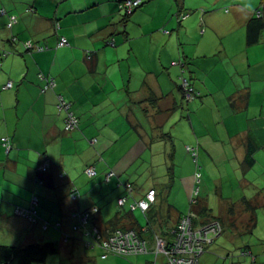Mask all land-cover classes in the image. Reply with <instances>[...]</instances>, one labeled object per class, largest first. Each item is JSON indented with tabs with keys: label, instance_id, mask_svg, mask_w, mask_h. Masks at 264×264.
Listing matches in <instances>:
<instances>
[{
	"label": "crops",
	"instance_id": "crops-1",
	"mask_svg": "<svg viewBox=\"0 0 264 264\" xmlns=\"http://www.w3.org/2000/svg\"><path fill=\"white\" fill-rule=\"evenodd\" d=\"M120 1L0 0V245L55 242L61 252L78 245L83 262H91L90 238L70 234L71 216L97 208L94 222L105 230L132 183L128 211L143 197L129 173L156 143L159 161H173L178 174L191 161L186 147H198L201 161L217 156L238 166L254 147L256 165L227 196L256 194L264 203V34L256 45L246 40L264 0H143L128 21ZM12 16L17 22L8 28ZM28 43L43 50H27ZM181 61L199 93L189 106L179 89ZM47 81L54 89L45 90ZM60 96L79 120L69 134ZM166 132L173 138L162 140ZM45 163L51 168L43 174ZM90 167L94 180L85 172ZM191 178L188 171L189 188ZM34 201L35 222L16 214L31 211ZM173 206L178 210L162 209L177 220L186 208L175 200ZM259 242L250 250L257 257L264 256Z\"/></svg>",
	"mask_w": 264,
	"mask_h": 264
},
{
	"label": "trees",
	"instance_id": "trees-1",
	"mask_svg": "<svg viewBox=\"0 0 264 264\" xmlns=\"http://www.w3.org/2000/svg\"><path fill=\"white\" fill-rule=\"evenodd\" d=\"M131 2L132 0H122L119 3V10L120 13L122 14V17L124 18L125 21H128L134 15L143 5L146 3L141 0V3L139 4L138 7L130 10L129 7H127V4ZM186 14L180 15L179 19L183 20L186 18ZM14 20V24L17 22L16 17H11L10 20ZM9 25V24H8ZM264 34V12L262 10H257L254 14V16L251 18L249 23L246 26V40L247 44L249 46L256 45L260 42L262 36ZM62 40V39H61ZM60 40V41H61ZM28 44H25L27 46ZM114 46V45H111ZM36 49H41L39 47H34ZM27 49V48H26ZM28 50V49H27ZM33 50V49H32ZM88 60H91V57L88 56ZM179 69H180V86L179 89L182 94V100L184 106H189L193 102H195L199 98V93L195 90L193 87V84L189 80L188 77H186V72L188 69L189 64L186 62H178L176 64ZM42 80H45L44 77H41ZM184 83L187 84V87L184 86ZM51 86L50 89H54L55 84L51 81H47L46 86ZM189 93H192L194 95V100L189 101L187 99V95ZM190 95V94H189ZM64 101V98L62 96L59 97V104H58V109L60 106V101ZM68 103V102H66ZM70 104V103H68ZM71 104H70V113H72L71 109ZM59 112H65L64 110H59ZM67 114V113H66ZM73 114V113H72ZM74 115V114H73ZM74 117L77 120V126L73 130L75 131L78 127L79 120L78 118L74 115ZM66 123H67V116L64 121V130L66 128ZM73 131H66V133H71ZM164 141H168V139L173 138L170 135V132H166L161 135L160 137ZM186 152L189 154L190 159L193 158L194 161V170L192 171V191H190L191 194L188 195V200H189V206L183 213H179L178 219L173 220L171 214L172 210L177 211L174 209V207H170L172 210L169 212H166L164 214L163 209L161 208V205L164 201L165 196L162 193H158V191L153 188L152 190L147 191L146 195H144L141 199L139 200H134L132 204L130 205V209L128 211L124 210V206L129 202L130 197L133 198L132 194L135 192L133 190V184L128 183L132 187V191L128 192L127 188L125 192L126 197H120V199H125L126 203L123 206H119V201L117 203V206L119 207V211L117 215L110 220L107 225L105 230L99 229L96 224H95V219L99 213L98 209L97 212L94 214L88 215V220L86 224H82L79 219L75 218L76 215H85V213H74L71 216V223L72 225L70 226V234L72 235H80V234H85L84 236L90 238L89 242H86L85 244H88V246H85V249H98L100 250V258L102 260H106L109 257H120L124 259H128L131 257H143V256H153V261L151 263L148 262V264H169L170 257H172V251L175 249L177 243H178V238L181 235V225L182 222L189 218L191 220V230L193 232H198L199 230L209 227L211 225H219V228L221 231L219 234L215 235L214 237L210 238L212 239V242L206 243L203 247V249L199 252L196 251L195 255V261L193 264H201V259L205 256V254L208 252V250L217 242L218 238L221 237V235L224 232V227L226 225L232 226L231 223H229V220L235 215L236 211L239 210L238 208L240 207L244 212L249 214L250 218L248 220L247 226H246V232L248 236H252L254 231L257 228V221H258V216H257V211L264 209V203L262 202L263 200H260V196L254 194L253 198H248V196H243L240 200V206H236L234 202L236 200H233L231 197L227 196L222 190L220 189V199L222 203V209L221 212L223 215H225L224 218H216L212 216V210L210 209V193L209 191L207 192V186H204L203 184V176L201 173V167H200V150L198 147H186ZM257 153V149L254 147H251L246 154L245 161H243L242 165L240 166V170L236 175V181H234V184H238V180L244 178L243 174L248 173V170H253L254 166L257 163V160L255 159V155ZM222 161V159H221ZM192 162V161H191ZM173 166V161L171 162V167H169V177L170 180L176 178L174 176V171L172 169ZM94 168V167H90ZM89 169V168H87ZM86 169V170H87ZM95 169V168H94ZM85 170V172H86ZM96 176L93 178H89L91 180H94L97 177V171L95 169ZM109 181V180H108ZM44 184V181H41ZM127 184V185H128ZM126 186V185H125ZM163 185L161 184V187ZM264 190V186L259 185L258 191ZM150 191H154L156 193V197L158 195V200L155 199V202L150 204L149 210L146 212L141 211L138 207V203L141 201H147V195ZM160 191V189H159ZM169 194L170 190L165 191V193ZM252 192H255L254 189H247L245 194H251ZM259 193V192H258ZM74 195H71L72 199ZM119 199V200H120ZM262 199V198H261ZM77 201V199L75 200ZM157 201V202H156ZM166 205V204H165ZM164 206V205H163ZM166 207H168L166 205ZM170 210V209H169ZM136 211H140L143 216L146 218L147 221V226L140 227L138 225V222L136 221L134 214ZM240 211V210H239ZM91 212V211H88ZM80 224V225H79ZM75 226H78V231H73V228ZM183 228V227H182ZM233 228V227H232ZM116 232H134L137 235L138 240L141 243H145L146 251L145 253L137 254V255H129V256H121V254L117 253H111L108 248L106 249L104 246V243L107 241L116 233ZM97 237H101L100 241H97ZM159 238H161L165 242V248H164V253H160L157 250V243L159 241ZM93 243L95 245H93ZM249 245H245L242 252L241 256L248 259L250 263L248 264H254L256 261L257 256L254 257L252 255V252L250 251L251 248L248 247ZM61 253V245L59 243L55 242H45V243H36V244H27V245H22V246H4L0 245V264H45L47 260L55 255H59ZM181 258V257H180ZM179 258V259H180Z\"/></svg>",
	"mask_w": 264,
	"mask_h": 264
},
{
	"label": "rangeland",
	"instance_id": "rangeland-1",
	"mask_svg": "<svg viewBox=\"0 0 264 264\" xmlns=\"http://www.w3.org/2000/svg\"><path fill=\"white\" fill-rule=\"evenodd\" d=\"M152 136H158V133H152ZM153 147L154 148L152 150L147 149L148 151L145 154L146 156L144 159H148V161H138L136 165L132 167L129 173L130 175L133 173L132 178L137 179V182L134 183L136 185L134 188L136 191L139 189L138 195H140V197L144 196L151 188H155L158 193L160 189V193L165 196L163 201L164 203L161 205V208L163 205L165 207L167 205L168 207L172 206L178 210L177 207L173 206L175 200L177 206L187 209L189 206V200L187 199L186 194L188 190L192 191L193 184L191 178V184L189 188L186 178L188 171L194 170L193 158L191 159L192 162L187 161L186 163H183L181 166H179L181 168L180 174L177 173V166L173 163L174 168L172 167V169L176 178L170 180L168 168L171 167V163L169 161H159V143L153 144ZM199 163L203 176V184L204 186H207V192L209 191L210 193L209 204L210 209L212 210V216L216 218H224L225 215H223L221 212L222 203L219 197L220 189L225 186L224 190L226 195L232 192L231 187L234 185V181L236 180V175L240 170V166H238L236 161H221V159L217 156L215 159L209 161H201L200 159ZM49 171L50 170H48V172ZM262 182L263 181H261L260 184L263 187L264 182ZM161 184L163 185L162 187ZM168 190H170V192L169 194L168 192L166 194L165 191ZM157 197L155 198L156 200H158ZM260 200L262 199L260 198ZM238 201L240 202L241 200L236 196V202L234 203L237 207L240 206ZM116 208L119 209L117 205ZM238 209L241 210L240 207ZM239 210H237L235 215L229 220V223H231L232 226L226 225L224 227L223 234L201 259V264L250 263L248 259L241 256V252L244 246L247 244L252 250L259 247L261 244L259 240H264V223L262 224L263 226H258L256 228V231H254L252 236H248L245 234V232L250 216L248 214L244 219V216L239 213ZM257 212V216H261L263 220L264 209H260ZM134 217L140 227L145 228L147 226L146 218L140 211H137V213L134 214ZM4 242V246L9 244L7 241ZM93 245L95 244L93 243ZM77 246L78 245H69L66 247V245H64L63 248L66 247L67 250L64 249L62 250L61 254L50 257L45 264H148V262L151 263L154 259L152 255H149L143 257H131L128 259L113 256L106 260H102L100 258V250L89 249L86 250V253L88 254L87 256H92L93 259L91 262L86 263L82 260L84 253L81 255L80 249L73 248ZM252 255L254 257L257 256L255 253H252ZM77 256H79L80 260L75 259ZM263 259L264 256L258 257L254 264H264V262L261 261Z\"/></svg>",
	"mask_w": 264,
	"mask_h": 264
},
{
	"label": "built area",
	"instance_id": "built-area-1",
	"mask_svg": "<svg viewBox=\"0 0 264 264\" xmlns=\"http://www.w3.org/2000/svg\"><path fill=\"white\" fill-rule=\"evenodd\" d=\"M141 3V0H132V3L129 2L127 4V7L130 8V10L136 8L139 6ZM14 20H10L8 28H11L14 25ZM67 45V41L65 39H62L60 41L59 46L63 47ZM28 50L34 49L32 47L31 43H28L26 46ZM38 51H41V49H37ZM184 86L187 87V84L184 83ZM12 88L11 84H8L5 89H10ZM51 86L45 87V90L50 89ZM190 94V95H189ZM187 95V99L189 101L194 100V95L192 93H189ZM59 110H64L67 113V123H66V128L65 130L68 132L73 131L76 126H77V120L74 117L72 113H70V104L62 101H60V106ZM5 143V146L8 148V143L7 140H3ZM51 165L49 163H45L43 166L40 168L41 173H47L48 170H50ZM86 175L89 178H93L96 176V172L94 168H89L86 170ZM114 177L113 173H109L107 175V181L110 180L111 178ZM128 190V192L132 191V187L128 184L125 186ZM73 198L76 200L77 196H73ZM147 201H141L138 203L139 209L141 211L146 212L149 210L150 204L155 202L156 198V193L154 191H150L147 195ZM126 203L125 199H120L119 200V206H123ZM36 201L33 202L32 204V210L31 211H16V214L18 216L27 218L28 220L35 222V216L36 212L34 210V207L36 206ZM97 212V209H93L91 212H87L85 215H76L75 218L79 219V221L83 224H86L88 220V215L94 214ZM80 225V224H79ZM191 220L189 218L185 219L182 222V227H181V235L178 238V243L175 247V249L172 251V257H170L169 264H193L195 261V255L196 251H201L206 243H211L212 242V237H214L216 234L218 235L221 229L219 228V225H211L209 227H205L198 232H193L191 230ZM73 231H78V226H75L73 228ZM101 237H97V241H100ZM105 248L111 252V253H117L121 254V256H129V255H137L141 253H145L146 251V245L145 243H141L138 238L136 233L134 232H116L108 241L107 243H104ZM158 252L164 253V248H165V242L159 238V241L156 245ZM181 257V258H180ZM180 258V259H179Z\"/></svg>",
	"mask_w": 264,
	"mask_h": 264
}]
</instances>
